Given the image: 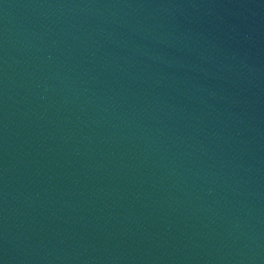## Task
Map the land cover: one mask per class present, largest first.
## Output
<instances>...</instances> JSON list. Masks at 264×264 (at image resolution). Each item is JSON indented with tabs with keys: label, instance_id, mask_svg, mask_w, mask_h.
Instances as JSON below:
<instances>
[{
	"label": "water",
	"instance_id": "obj_1",
	"mask_svg": "<svg viewBox=\"0 0 264 264\" xmlns=\"http://www.w3.org/2000/svg\"><path fill=\"white\" fill-rule=\"evenodd\" d=\"M0 264H264V0H0Z\"/></svg>",
	"mask_w": 264,
	"mask_h": 264
}]
</instances>
